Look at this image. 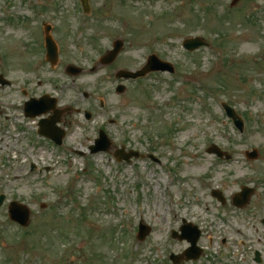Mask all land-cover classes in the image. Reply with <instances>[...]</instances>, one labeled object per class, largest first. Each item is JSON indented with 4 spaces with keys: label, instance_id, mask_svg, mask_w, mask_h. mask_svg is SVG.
<instances>
[{
    "label": "rangeland",
    "instance_id": "1",
    "mask_svg": "<svg viewBox=\"0 0 264 264\" xmlns=\"http://www.w3.org/2000/svg\"><path fill=\"white\" fill-rule=\"evenodd\" d=\"M231 1L89 0L82 26L78 0H0V74L11 82L0 89L8 118L0 126V264H171L169 254L188 247L170 238L182 220L200 229L205 249L200 262L185 264H255L253 252L264 247V0ZM42 23L55 27L64 53L53 71L34 40ZM194 36L209 47L186 52L181 42ZM112 38L124 42L122 52L92 69L97 48L110 49ZM152 53L173 64L174 76L122 84L116 94L114 73L139 69ZM67 65L81 72L68 76ZM23 89L29 97L62 91L64 106L80 111L65 116L59 148L23 119ZM222 102L243 118L242 134ZM84 110L95 114L91 121ZM15 125L26 129L17 139ZM104 128L115 148L160 163L132 158L117 166L107 153L90 154ZM212 144L232 160L208 155ZM252 149L257 160L244 156ZM241 186L253 194L237 210L230 198ZM10 201L29 208L26 229L8 222ZM140 220L151 231L137 242Z\"/></svg>",
    "mask_w": 264,
    "mask_h": 264
},
{
    "label": "water",
    "instance_id": "2",
    "mask_svg": "<svg viewBox=\"0 0 264 264\" xmlns=\"http://www.w3.org/2000/svg\"><path fill=\"white\" fill-rule=\"evenodd\" d=\"M82 1H83L84 6L87 8V0H82ZM235 1H237V0H234V2ZM182 45L188 51H194L195 49H197L203 45H206V44H205V42L202 41L201 38L195 37V38H188V39L184 40ZM114 46H115V49L112 52H108V54H106L101 59L103 64H109L114 60L117 53L121 49L122 43L119 41H116ZM46 47H47V51H48V59L51 62H54V59H55L54 56H55L56 50H55V46L53 45V42L50 39H46ZM154 70L155 71L167 70L170 72L173 71L170 64H168L166 62H160L157 59H155V57H151L148 59L147 65L141 71L134 73V74H126V77L131 76V77L135 78V77L143 76L147 72L154 71ZM67 72L70 75L79 74V70L74 69L73 67H68ZM0 83L4 84V82L1 80V78H0ZM120 92H122V88L118 89V93H120ZM45 102L46 101H44V100H38V101L31 100L25 104V107L26 108H33L35 111L34 115H39L41 113H46L47 111H49ZM222 106H223L226 114L228 115V117L232 119L234 125L238 129L241 130L242 126H243L241 119L234 113V111L231 108H229L225 104H223ZM56 121L57 120L50 119L51 124H54ZM40 133L50 137L57 144H60V142H61L62 135L55 134L52 131L45 129V128L41 129ZM103 141H106V139L101 132L99 135V139L96 141L97 145L95 147L91 148V152L95 153L98 151L107 150L108 149L107 145H109V143H107V145L104 146V145H102ZM206 152L208 154H214L219 158H222V157H225L226 159L229 158L226 154L221 152L219 150V148L216 147L215 145H212L209 148H207ZM131 156L137 157V154L130 152L129 154H126V155L122 154L120 157H125L126 159H128ZM246 157L250 160L256 159L257 158L256 150H253L251 153H246ZM251 194H252V190H250L248 188H243L239 194H236L233 197V203L238 207H242L248 203ZM212 195L222 202V197H221V194L219 192L213 191ZM2 200H3V196H0V205L2 203ZM9 215L13 221H17L24 226H26L28 224L29 210L21 204L12 203L9 207ZM184 229H187L188 231L186 232V231H184ZM181 231H182L181 236H178L176 233H174L173 237H177L179 240L186 239L190 243L191 246L183 254L186 257L185 260L197 259L199 257V251L196 248V242H197L198 237H199L198 230L194 226L187 224L185 227L181 228ZM149 232H150V228L140 224L139 228H138V234H137L138 239L144 240V238L149 234ZM171 259L173 260L174 263H177L176 261H178L180 258H178L177 256H171Z\"/></svg>",
    "mask_w": 264,
    "mask_h": 264
},
{
    "label": "flooded vegetation",
    "instance_id": "3",
    "mask_svg": "<svg viewBox=\"0 0 264 264\" xmlns=\"http://www.w3.org/2000/svg\"><path fill=\"white\" fill-rule=\"evenodd\" d=\"M54 29L55 27L54 26H51L50 25V29H49V33L51 34L52 38L54 39V41H56V39L54 38V36L56 35V33L54 32ZM54 32V34H53ZM59 36L62 38V40L64 41V29L61 27L60 31H59ZM56 37V36H55ZM56 43V42H55ZM57 47H58V57L61 58V57H64V53L60 51L61 48H59L60 44L58 45L56 43ZM42 50H44V47L42 48ZM44 52V51H43ZM63 73H64V70H63ZM49 93V92H48ZM47 93V94H48ZM43 94H40L38 96H35V97H39ZM50 98H47L49 102H51V98L55 99L54 102L50 103L48 106L50 107V112L48 114H46L45 116L41 117V118H38V119H34V120H30V122L32 124H35L34 126V132L36 133V125L38 123V121L40 119H55V120H58V126L61 128V129H64L67 127V123L65 122L66 121V111L64 110V104H63V101H62V98H63V92L61 91V93H57V95H52L51 93L48 94ZM32 97V96H30ZM20 112H21V115L23 117V119L25 120H29L25 117L24 115V111L23 109L21 108L20 109ZM0 118L3 119V121L5 122V119H8L6 117V114L3 110V108L0 107Z\"/></svg>",
    "mask_w": 264,
    "mask_h": 264
}]
</instances>
